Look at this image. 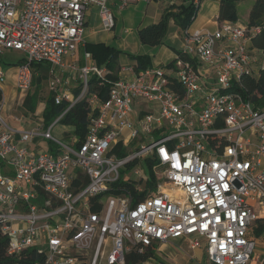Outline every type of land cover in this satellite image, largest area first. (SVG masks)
<instances>
[{
    "label": "built area",
    "instance_id": "built-area-1",
    "mask_svg": "<svg viewBox=\"0 0 264 264\" xmlns=\"http://www.w3.org/2000/svg\"><path fill=\"white\" fill-rule=\"evenodd\" d=\"M140 1L192 3L194 21L202 3L121 0L120 7ZM91 6L104 29L115 28L109 0H0V53L25 57L15 68L19 99L32 88V63L45 62L55 102L68 103L49 125L25 129L11 125L0 104V226L8 253L35 247L44 254L38 264H126L134 249L183 239L204 250L199 264H262L256 250L264 232L255 229L264 223V109L232 90L264 69V56L251 47L261 27L192 23L181 29L182 48L169 65H123L110 80L90 52L78 61ZM5 76L0 67V88ZM93 78L109 86L106 99L88 97L86 135L68 132L69 143L55 137ZM36 138L51 144L34 150ZM150 159L154 190L145 189Z\"/></svg>",
    "mask_w": 264,
    "mask_h": 264
},
{
    "label": "trees",
    "instance_id": "trees-1",
    "mask_svg": "<svg viewBox=\"0 0 264 264\" xmlns=\"http://www.w3.org/2000/svg\"><path fill=\"white\" fill-rule=\"evenodd\" d=\"M219 20L238 21V2L241 0H218ZM198 9L192 3H180L179 5H169L164 12L161 20L156 23L142 26L138 29V36L140 42L148 46H156L163 44L164 39L169 29L170 20L173 19L175 23L184 29L194 22L193 16ZM249 27L260 26L261 30L251 37V47L257 49L264 56V0H255L249 13ZM86 50L93 52L98 64L100 66H109L114 70L118 69V55L120 50L113 46L104 43H88ZM0 53V63L8 65H19L25 62V57L19 59H6ZM132 58L138 62V69L148 68L150 65V56L148 54H132ZM33 66V84L36 85V90L33 93H28L24 99L23 107L27 108L29 112H35L38 102L40 101V85L49 77V65L45 62H34ZM108 79L113 80L118 77L117 73L108 74ZM109 84L100 86L97 79H92V85L88 94L80 98L75 105L64 115L61 122L64 125L71 126L72 131L84 137L88 131L89 122V100L88 97L93 93H100V97L107 98L106 91ZM233 91L239 92L245 99H250L256 106L264 109V69H259L255 75H245L242 78L241 84L234 83ZM78 95V91H75ZM3 91L0 88V104L3 101ZM68 106L67 101L56 103L54 96L49 95L46 99V107L43 111L44 121L49 125L64 109ZM155 163L153 159L148 160L149 180L145 184V189L154 190L157 187V179L153 172L152 166ZM145 192L137 195L134 199L136 202L143 197ZM93 210H99V207H94ZM264 232V223H260L256 229L255 234L260 236ZM9 238L5 235L0 226V264H38L43 262L44 254L35 247L24 249L19 255H10L8 253ZM156 247L147 245L143 251L134 249L127 255L126 264H144L152 258H156ZM163 264H166L163 262Z\"/></svg>",
    "mask_w": 264,
    "mask_h": 264
},
{
    "label": "crops",
    "instance_id": "crops-1",
    "mask_svg": "<svg viewBox=\"0 0 264 264\" xmlns=\"http://www.w3.org/2000/svg\"><path fill=\"white\" fill-rule=\"evenodd\" d=\"M142 3L145 5L144 8V19L141 23L138 24L136 31L138 34V29L142 26L159 22L164 14V12L168 9L169 4L164 2H136V4ZM239 3V2H238ZM121 0H109V6L112 11H114L116 17V26L112 30H106L103 28L101 23V17L99 14V8L97 6H91L87 13V29L85 34V44L79 48L78 51V61L79 63H84V52L88 51L92 54V59L94 62L98 63L93 52L86 50V44L88 43H104L106 45H110L120 50V54L118 55V69L114 70L108 65L107 67L113 73H117L118 75L121 72V68L123 65H132L135 69H138V62L136 59L132 58V54H148L150 56V65L148 67H156V66H166L169 65L177 54L181 51L182 48V31L181 28L175 23L173 19L170 20L169 29L167 35L164 39L163 44L156 46H148L144 45L140 42L138 37H130L129 35H125L121 32H116V27L118 26L119 17L118 12L121 9L120 7ZM180 3H177L179 5ZM130 6V4L128 5ZM126 6V7H128ZM219 7L220 2L218 0H202L201 7L199 9L196 20L193 22V26L195 27H210L216 28L219 23ZM238 22L242 23L240 20ZM247 25L248 23H243ZM115 29V30H114ZM128 34V33H127ZM132 50H129V49ZM5 52V51H4ZM260 57L262 54L257 52ZM6 81L2 85L3 91V115L6 117L7 121L18 129L30 128L36 125L37 123H41L44 120L43 111L46 107V100H42L38 102L37 108L35 112L22 113V114H14L12 110L15 105L23 106V102L19 100L20 104L17 101V97L19 91L16 85V74L15 69L6 68ZM72 90L75 92L78 90L77 83H73L71 85ZM45 99L48 98L49 94L43 95ZM43 98V97H42ZM15 116H24L23 121L15 120ZM68 132V131H65ZM20 135H17L19 138ZM30 148L34 150H41L50 146L47 141L36 138L32 143L29 144ZM256 253L257 257L259 256L262 259V264H264V244ZM161 251L163 252L164 260L160 259V262H164L166 264H199L205 262V252L203 249H195L192 250L188 246L186 240L177 239L171 243L165 244L161 247ZM194 256V258H193ZM258 261V260H257Z\"/></svg>",
    "mask_w": 264,
    "mask_h": 264
},
{
    "label": "rangeland",
    "instance_id": "rangeland-1",
    "mask_svg": "<svg viewBox=\"0 0 264 264\" xmlns=\"http://www.w3.org/2000/svg\"><path fill=\"white\" fill-rule=\"evenodd\" d=\"M254 2H255V0H241V1H239L237 8H238L239 20L242 23H248L249 13H250V10H251ZM144 8H145V5L142 3H138V4L131 3L130 6L125 7L124 9H121L118 12L119 22H118V26L116 27V32L120 33V34L122 32L125 35H129L130 37H132V36L138 37L136 28H137L138 24L141 23L144 19ZM114 14H116V12ZM129 50H132V49L130 48ZM2 56L6 59H8V58L19 59V58L23 57L24 54H23V52H21L19 50L6 49L5 52L2 54ZM0 67H3L5 70V73H6V70H7L6 68L15 69L16 65H8V64H4L3 62H1ZM205 71L206 70H204L203 73H205ZM49 77H50V75H49ZM49 77L40 85V95H41L40 101L46 100L45 96H43L44 94L47 95V93H48L49 95L53 96L54 92L51 91L49 86H48L49 85ZM5 81H6V78L4 80V83H5ZM36 88L37 87L34 84L32 86V88L26 93L25 97L27 96L28 93H30V94L33 93L36 90ZM19 96H20V94H18L17 101L20 104ZM21 103H22V101H21ZM12 113L19 115L22 113H28V110H27V108H25L21 105H15L14 109L12 110ZM65 131L71 132V134H72V127L64 125L62 122H59L58 125L54 128L52 133L55 137L61 138L65 142L69 143L70 133L65 132ZM44 140L47 141V143L49 145L51 144L50 140H47V139H44ZM147 168H148V166H146V169ZM130 173H131V171L128 170V174H130ZM148 174H149V172H148ZM261 239L262 238L259 239V244L257 246L256 252H258V250L263 247L261 245V243H262ZM156 254H157L156 258H152L149 261L145 262L144 264H163V262H160V259L164 260L163 252L161 250L156 249ZM189 264H191V263L189 262Z\"/></svg>",
    "mask_w": 264,
    "mask_h": 264
}]
</instances>
